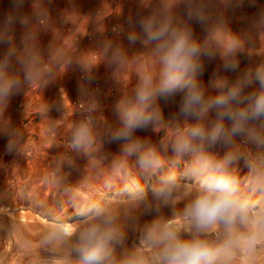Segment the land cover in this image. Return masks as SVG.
I'll return each mask as SVG.
<instances>
[{
	"label": "clouds",
	"instance_id": "obj_1",
	"mask_svg": "<svg viewBox=\"0 0 264 264\" xmlns=\"http://www.w3.org/2000/svg\"><path fill=\"white\" fill-rule=\"evenodd\" d=\"M24 2L12 0L0 22V45L6 46L0 55V134L8 137V153H17L23 139L21 129L4 119L11 98L43 88L66 71L78 41L56 42L60 35L50 15L51 0H33L31 14L22 12ZM139 3L146 14L129 15L127 30L112 28L129 45L139 44V50L129 53L122 43L105 39L97 50L75 59L85 81L81 95L88 103L81 105V118L70 125L66 152L52 173V183L69 197L79 219L69 223L52 215L41 246L63 249L52 264L253 261L264 249V8L248 29L235 32L227 12L242 7L244 0ZM249 3L255 5L256 0ZM78 15L73 5L62 20L74 24ZM17 23L24 29L19 45ZM193 23L205 32L202 39L195 35ZM42 31L54 37L46 54L40 45ZM76 32L86 35L79 28ZM242 55L261 59L241 70ZM217 57L221 64L205 84L200 79L204 61ZM102 63L112 69L111 79L118 84L130 67L135 70V82L113 105L114 125L103 115L99 90L88 87ZM227 72L236 73L235 78L222 74ZM177 95L176 111L165 117L159 101ZM149 130L162 133L157 142L137 135ZM48 131L53 134L55 126ZM114 142L120 144L116 153L105 148ZM68 153H82L85 168L98 176L108 162L104 188L115 189L113 194L93 187L95 198H84L79 189L63 186L60 173L65 165L76 168ZM165 168L157 182L141 183V175L150 178ZM133 212L150 218L129 242L125 228L137 219Z\"/></svg>",
	"mask_w": 264,
	"mask_h": 264
},
{
	"label": "rangeland",
	"instance_id": "obj_2",
	"mask_svg": "<svg viewBox=\"0 0 264 264\" xmlns=\"http://www.w3.org/2000/svg\"><path fill=\"white\" fill-rule=\"evenodd\" d=\"M123 7L126 10V16L122 19V23L111 22L109 26L112 23H117L127 30L126 19L129 15L136 17L138 12L146 14L145 10L141 9L139 0H123ZM261 8H264V0H256L255 5L250 4L249 0H244L242 7L227 12L231 29L235 32L248 29L251 19L258 14ZM193 28L195 35L202 39L205 35L202 27L193 23ZM81 32H86V35L90 33L93 36L91 40L83 41L82 44L89 47L95 44L94 33H91L90 30ZM86 35L82 36L86 37ZM98 39L101 41L111 39L114 42L122 43L129 53L140 49L139 44L129 45L123 34L117 36L114 33L110 38H104L101 35ZM256 44L259 42L257 41ZM204 62L205 68H207L206 63L212 64V61L209 62L207 59ZM106 70L105 75L98 73L103 84V94L98 96V99L102 105L104 117L109 124L114 125L116 118L112 112L113 105L122 92L135 82V70L130 67L125 73V80L120 84L111 79L112 69L106 67ZM210 75L211 73L204 71L200 79L206 84ZM179 99L180 97L177 95L173 99L159 101L165 117L176 111ZM171 102L172 105H170ZM23 118L22 116L13 124L19 127L23 133L17 153H8L6 150L8 137L3 134L0 137V264H52L56 257L63 254V249L41 246L42 235L47 229V220L52 215H58L69 223H74L79 219L75 216L73 203L69 197L52 183L56 179L52 173L66 152L64 146L69 137L70 128L62 129L59 136L50 134L49 128H47L40 133L41 138H39L36 130L26 128V120L21 122ZM100 131L103 136L106 127L101 128ZM137 135L148 137L152 142H157L162 133L157 134L149 130L140 131ZM119 146V142L105 144V148L112 153L118 152ZM68 155L73 157L76 168L69 169L65 165L64 171L60 173L64 177L63 186L79 189V195L84 198L89 196L95 198L91 191L93 187L107 191L109 195L113 194L115 189L109 191L104 188V179L109 174L108 162H105L103 172L98 176L96 172L85 168L87 159L82 153H68ZM168 155H172L171 151ZM179 169L183 170V164L179 166ZM67 171H71V175H66ZM166 171V168L162 169L150 178L141 175V183L151 185L157 182L160 175ZM119 186V184L116 185V187ZM132 215L137 219L134 222L129 221L125 228L129 242L136 239L143 223L150 218L140 216L138 212H133ZM241 264H264V249H261L255 260L242 261Z\"/></svg>",
	"mask_w": 264,
	"mask_h": 264
},
{
	"label": "crops",
	"instance_id": "obj_3",
	"mask_svg": "<svg viewBox=\"0 0 264 264\" xmlns=\"http://www.w3.org/2000/svg\"><path fill=\"white\" fill-rule=\"evenodd\" d=\"M32 0H25L22 12L24 14H31L32 12ZM75 6V11L79 14L77 21L73 23H65L62 20V14L65 10L71 11ZM12 0H0V22L3 21L5 14L11 9ZM50 15L55 21V27L60 35V39L56 41L58 44H63L66 40L68 44L73 42V38L68 31V27L72 26L74 28H79L81 31H89L94 33L96 36L95 44L91 47L81 46L77 51L71 49L74 61L63 71L59 76L49 82L46 86L41 88L36 95L28 92L26 95L21 93L19 95H14L10 103L8 104L6 111L4 113V119L14 124V121L18 120L22 116L24 117L21 122H25L26 128L33 129L38 132L39 138H41L40 133L44 129L49 128L50 125L55 126V132L52 135H60L62 129L70 128V125L79 119V113L76 111L75 107L68 103L69 98L86 99L87 97L81 95V86L85 84V81L80 78V66L75 62V59L82 56L88 55L95 49H98L102 43L101 39H98L102 35V30L106 29L111 22H121L126 16V10L123 7V0H53L49 5ZM22 26L17 23L14 27L15 40L19 45L20 37L23 32ZM53 33L41 32L40 33V45L42 49L46 50L48 45L53 41ZM259 48L260 44H256ZM6 50V46L0 45V55H3ZM261 59L259 56H253L251 60L247 59L245 56H241L240 69L243 70L249 64H254ZM221 64V61L217 57L212 61V64H207L205 72L212 73L217 66ZM97 73L105 75L106 66L105 64H100L96 68ZM227 75L230 79H234L236 73L227 72L222 73ZM90 88V86L88 85ZM61 89L64 92L61 93ZM66 96L65 99L62 97ZM21 106H20V105ZM172 105V102L170 103ZM59 106V107H58ZM47 108V113H44V109ZM35 111L34 115L32 112ZM13 121V122H12ZM14 126V125H13ZM2 134H0V137ZM6 137V136H5Z\"/></svg>",
	"mask_w": 264,
	"mask_h": 264
},
{
	"label": "built area",
	"instance_id": "obj_4",
	"mask_svg": "<svg viewBox=\"0 0 264 264\" xmlns=\"http://www.w3.org/2000/svg\"><path fill=\"white\" fill-rule=\"evenodd\" d=\"M33 1V0H32ZM53 0H51V2H52ZM114 26H118V24L117 23H112L110 26H109V28L108 29H106L105 31H103L102 32V36L104 37V38H110L114 33L112 32V28L114 27ZM68 31L70 32V34H71V36H72V38H73V40H78L77 41V46L76 47H74L73 48V50L74 51H77V50H79L80 48H81V46H83L84 44H82L83 43V41H89V40H91L92 39V34H87L86 35V37L85 36H82L81 34H79V33H77L76 32V28H74V27H72V26H69L68 27ZM94 74H95V79L91 82V84L89 85L90 86V89H92V90H99V93H98V96H100V95H102L103 94V84H102V82H101V80H100V78H99V76H98V73H97V70L96 69H94ZM79 75H80V78H81V80H83L84 81V79H83V73H82V71L80 70V73H79ZM41 88H34V89H32L31 91H29V92H31L33 95H36L38 92H39V90H40ZM68 103L71 105V106H73V107H75V109H76V111L79 113V119L81 118V111H82V109H81V105H87V103H88V98H86V99H77V98H74V99H72V98H69L68 97ZM20 105V104H19ZM21 106V105H20ZM34 112L35 111H33L32 112V115H34ZM78 119V120H79Z\"/></svg>",
	"mask_w": 264,
	"mask_h": 264
}]
</instances>
